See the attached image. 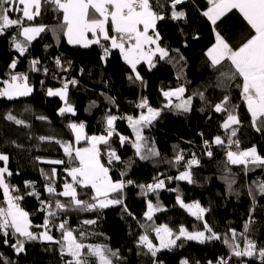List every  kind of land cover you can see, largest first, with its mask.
Here are the masks:
<instances>
[{
  "label": "trees",
  "instance_id": "trees-1",
  "mask_svg": "<svg viewBox=\"0 0 264 264\" xmlns=\"http://www.w3.org/2000/svg\"><path fill=\"white\" fill-rule=\"evenodd\" d=\"M197 5L204 8L205 0H187L178 9L186 13L181 20H172L169 12V18L157 22L162 45L169 49H179L184 59L177 62V53L173 51L170 53L174 58L173 62L159 60L157 57L156 66L151 70L146 63H141L138 70L143 77V85L139 81H129L131 70L118 50H113L107 61L102 62L100 47L92 45L85 48L68 44L66 38L57 31L62 13L54 12L51 7H45L41 17L34 22H28L47 25L50 30L32 42L25 57H19V53L10 46V37L15 29L0 36V77L9 71L8 65L11 61L19 57L15 71L27 73L29 84L33 88V92L27 97L14 100L0 98V152L9 155L8 167L14 175L8 179L21 192L25 191V181H30L34 182L36 190L44 200L49 199V194L45 191L47 181L41 170L50 173L52 168H56L59 171L60 175L55 178L57 192L63 190V182H71V178L64 171L65 165L43 162L66 160V157L58 144L50 140L42 141L40 137L73 141L74 136L66 127L69 122H83L88 135H100L104 132L106 113L138 117L142 111L145 112L146 109L137 107L141 97L147 98L153 108L162 109L152 125L143 130V135L155 147L158 156L141 160L134 155L135 149L130 143L121 146L117 136L112 138V147L128 167L124 163L114 162L110 166L109 174L113 180L135 182L125 187L122 197L128 209L139 219H133L124 213L122 206H110L91 212L69 209L59 212L54 219V223L58 224L61 219L68 218V226L71 229L73 226L77 228L74 234L80 231L88 233L83 241L85 244H103L113 250L118 249L121 259L116 264H180L182 259H187L190 264H196L197 261L208 264L209 261L228 255L229 249L222 240H210L203 244L182 240L178 242L182 247L163 249L155 257L138 243L139 235L144 232L140 224L149 222L143 217L146 200L136 185L152 183L153 177L157 176L166 179L168 176L179 175L186 170L185 163L193 155L199 160V165L191 168L194 182L166 180V188L178 189L186 203L199 202L208 209L205 218L221 236L226 233L230 236V228L237 233L243 231V225L249 219V210L254 209L249 235L264 245V197L257 195L253 201L248 194L249 185L255 188L253 182L264 181V168H254L245 174L242 165L228 163L227 144L222 147L212 142L217 135L225 137L221 123L226 114L214 112L211 105L228 94L231 103L239 106L241 123L233 127L237 129L234 138L239 140L241 150L256 146L258 153L264 156V135L255 131L251 125L250 114L241 98L240 89L236 86L241 81L237 79L224 87L218 86L220 71L225 69L215 70L210 67L205 53L215 43V32L211 23L198 11ZM217 30L234 47L239 46L241 38L248 34L246 22L236 10L217 22ZM46 45L49 47L46 48ZM56 57L62 58L63 68L55 64ZM33 58L40 60L39 71H30L29 62ZM68 61H71L70 67ZM44 68L48 69L47 74ZM73 78L78 84L69 86L68 99L76 114L61 116L58 114V109L63 104L61 99L47 96V89L62 87L64 80ZM41 81L44 82L43 85ZM180 85L186 87L185 97L203 92L210 103L202 102L196 95L188 112L164 108L166 101L162 91L175 89ZM106 97H114L115 105L109 103ZM9 113L23 120L24 124L17 125L7 120L5 117ZM39 116L47 119L40 120L37 118ZM115 127L118 133L133 138L131 128L126 122L118 119ZM205 140L210 142L207 147ZM80 146H84L83 142ZM100 147L103 152L104 146ZM231 150L236 151V148ZM208 151L213 155L208 156ZM181 152L185 159L176 163L175 156ZM102 162L107 166L105 156ZM0 166H3V162H0ZM121 171H126L127 175L121 177ZM230 180L235 181L231 190L228 187ZM77 191L82 200H88L92 195L91 189L77 187ZM177 194L160 190L162 210L154 214L151 223L168 224L173 229H178L180 225L191 231L202 229L203 221L197 220L177 204ZM149 198L155 202V196ZM59 199L64 201L68 198ZM22 206L31 214L30 220L34 225L43 223L46 213L38 211L41 205L35 197H25ZM86 219L95 220L96 223L85 225L82 222ZM33 231L39 232L43 229L34 228ZM51 234L57 239L60 238V232L55 229ZM149 238L156 241L154 233ZM12 242H15L14 238ZM0 253L12 261V264H63L64 259H68H62L58 244L40 240L27 241L25 251L17 254L11 247L4 245L3 238L0 237ZM244 259L248 264H261L258 256ZM232 264H237L235 257L232 258Z\"/></svg>",
  "mask_w": 264,
  "mask_h": 264
},
{
  "label": "snow or ice",
  "instance_id": "snow-or-ice-1",
  "mask_svg": "<svg viewBox=\"0 0 264 264\" xmlns=\"http://www.w3.org/2000/svg\"><path fill=\"white\" fill-rule=\"evenodd\" d=\"M187 0H0V36L15 29L10 37V46L19 53V57H25L34 40L42 33L49 31L47 25L28 23L34 22L43 15L45 7H51L54 12L62 13V20L58 22L57 31L66 37L68 44L78 45L88 48L96 45L101 49L100 59L106 62L113 50H118L123 61L129 66V81L135 83L139 81L143 85L144 80L138 70V65L147 63L149 70L156 66V58L173 62L171 52H176L178 61H183L179 49H169L162 45V40L157 31V22L170 18L181 20L186 13L178 10ZM22 5V7H21ZM198 11L213 26L215 32V43L206 50V57L210 61V67L220 71V84L224 87L234 83L239 79L241 83L236 86L240 89V95L250 114V122L255 131L264 135V0H205V7ZM236 10L243 21L246 22L248 34L241 38L239 46H232L217 30V22L227 14ZM22 13V14H21ZM23 38L22 40L20 38ZM49 47L48 45L45 46ZM19 57L14 58L8 65L9 71L0 77V98L8 100L27 97L33 92L29 84L27 73L16 72ZM69 67L71 61L67 62ZM30 71H39L40 60L33 58L29 62ZM55 64L63 68L62 58L56 57ZM67 71V69H63ZM82 71V69H81ZM45 74L48 69L44 68ZM179 78V77H178ZM43 81L41 84L43 85ZM78 84L76 79L64 80L60 88H48L47 96L59 97L64 106L58 109V114L75 115L74 106L69 102V86ZM186 87L180 85L175 89L162 91L166 103L164 108H175L183 112H188L194 96L198 95L202 102L209 104L203 92L194 93L193 96L185 97ZM175 98V101L173 100ZM109 103L115 105L114 97H106ZM95 102H93V106ZM139 109H146L140 115H128L118 117L117 115L106 113L104 119V132L100 135H88L85 132L83 122H69L66 127L74 136L73 141L55 139L53 137H40V140L54 141L62 149L65 159H55L43 161L55 165H65L64 171L71 178V182L65 181L62 191L57 192L55 178L60 175L56 168H52L50 173L41 170L45 184V191L49 194V199L44 200L36 190L34 182L25 181V191L21 192L19 187L9 181V177L14 173L10 171L8 163L9 155L0 152V237L3 238L4 245L11 247L15 253L20 254L25 251L27 241L40 240L59 245V251L63 264H116L121 259L119 250H113L103 244H85L83 241L88 233L80 231L74 234L75 230L68 226L66 219H61L58 224L54 219L59 212L66 210L96 211L109 208L110 206H122V211L133 219H139L128 209L124 203L122 193L127 185H133V180H113L110 176V166L114 162L128 165L118 155L112 147V138L117 136L121 146L131 144L135 149L134 155L141 160L158 156L159 153L154 147L149 145L148 139L143 135V130L152 125L153 121L160 115L162 109L150 106L145 97H141L137 104ZM216 113L226 114V118L221 123V128L225 131V137L220 135L214 137L216 145L225 146L228 150L226 157L231 165H242L247 174L254 168H264V156L260 155L256 146L247 149H240V142L234 139L237 129L233 126L239 125L241 120L238 114V105L231 103V97L225 94L222 99L211 105ZM203 110V109H202ZM17 125H23L24 121L17 119L11 113L5 117ZM40 120L47 119L44 116L37 117ZM118 119H126L134 134V139L117 132L115 122ZM83 142L84 146H80ZM209 141L205 140L207 147ZM104 146V151L101 150ZM233 147L236 151L231 150ZM212 156L211 151L207 152ZM107 156V166L102 163V158ZM181 153L176 154L175 162L184 161ZM199 165V160L193 157L186 161L185 171L179 175L166 179L153 177V182L136 185L140 189L141 195L146 200V211L143 217L149 223H142L140 226L144 232L139 235L138 243L145 247L148 252L155 257L161 249H171L182 247L178 243L182 240L197 241L201 244L210 240H222L229 249L227 256L219 257L216 261H209L208 264H232L235 257L237 264H248L244 258H256L264 264V245L259 244L250 237V224L254 209L249 210V219L243 225V231L237 233L235 229H229L231 233L221 236L216 233L205 218L208 209L201 206L199 202L186 203L179 194L178 189H167L166 180L188 181L193 183L191 168ZM127 175L126 171H121V177ZM234 180L228 181V187ZM256 187L249 185V196L255 201L256 196L264 197V181L253 182ZM77 187L91 189L92 195L88 200L79 198ZM28 189H31L29 191ZM168 190L177 192L176 202L181 208L186 209L197 220L203 221L202 229L189 231L184 225L178 229H173L168 224L156 225L151 223L154 214L162 210L159 192ZM35 197L41 207L40 212H45L43 223L34 225L30 220V213L22 206L25 197ZM155 196V202L150 199ZM59 197L68 198L62 201ZM85 225H93L95 220L86 219L82 222ZM43 229L34 232L33 229ZM60 232V238L52 235L53 230ZM155 234V239L159 245H155L149 238L150 234ZM14 238L15 242H12ZM0 264H12V261L5 258L0 253ZM158 264V262H154ZM180 264H190L187 259H182ZM196 264H200L199 261Z\"/></svg>",
  "mask_w": 264,
  "mask_h": 264
},
{
  "label": "built area",
  "instance_id": "built-area-1",
  "mask_svg": "<svg viewBox=\"0 0 264 264\" xmlns=\"http://www.w3.org/2000/svg\"><path fill=\"white\" fill-rule=\"evenodd\" d=\"M19 73H22V72H19ZM117 116H118V117H126V116H128V115H125V114H124V115H123V114H122V115H118V114H117ZM119 120L126 122V124L128 125V122H127L126 119H119ZM104 127H105V125L103 126V131H104ZM234 139H235V138H234ZM105 158H106V160H107V156H105ZM65 219L68 221V218H65ZM72 229L76 231L77 228L73 226Z\"/></svg>",
  "mask_w": 264,
  "mask_h": 264
},
{
  "label": "rangeland",
  "instance_id": "rangeland-1",
  "mask_svg": "<svg viewBox=\"0 0 264 264\" xmlns=\"http://www.w3.org/2000/svg\"><path fill=\"white\" fill-rule=\"evenodd\" d=\"M58 88H60V87H58ZM61 101H62V100H61ZM62 103H63L62 106H64V102H63V101H62ZM131 131H132V130H131ZM133 139H134V134H133ZM149 145L152 146V147H154V146H153L152 144H150V143H149ZM154 148H155V147H154ZM187 212H188V211H187ZM188 213H189V212H188ZM189 214H190V213H189ZM190 215H191V214H190ZM186 229H187V228H186ZM188 230H189V229H188ZM189 231H191V230H189ZM154 239H155V234H154ZM153 243H154L155 245H157V246L159 245V241H158V240H156V241L153 242ZM161 250H163V249H161ZM161 250H160V251H161Z\"/></svg>",
  "mask_w": 264,
  "mask_h": 264
},
{
  "label": "crops",
  "instance_id": "crops-1",
  "mask_svg": "<svg viewBox=\"0 0 264 264\" xmlns=\"http://www.w3.org/2000/svg\"><path fill=\"white\" fill-rule=\"evenodd\" d=\"M65 38H66V37H65ZM21 39H23V38L21 37ZM66 40H67V39H66ZM142 63H143V62H142ZM146 64H147V63H146ZM167 90H170V89H167ZM167 90H166V91H167ZM173 100H174V102H176V101H175V98H173ZM145 112H146V111H145ZM102 163H103V162H102Z\"/></svg>",
  "mask_w": 264,
  "mask_h": 264
}]
</instances>
